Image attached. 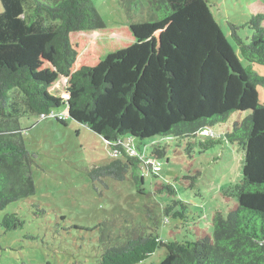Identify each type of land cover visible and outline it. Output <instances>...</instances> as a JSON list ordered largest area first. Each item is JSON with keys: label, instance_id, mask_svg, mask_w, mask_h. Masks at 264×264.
I'll use <instances>...</instances> for the list:
<instances>
[{"label": "trees", "instance_id": "16d2710c", "mask_svg": "<svg viewBox=\"0 0 264 264\" xmlns=\"http://www.w3.org/2000/svg\"><path fill=\"white\" fill-rule=\"evenodd\" d=\"M147 1L156 20L107 26L91 0H0V211L35 193L36 153L22 142V117L52 115L63 125L71 118L86 126L117 153L92 166L90 178L124 180L130 172L140 194L143 167L153 159L124 141L172 136L191 152L236 143L242 177L224 197L236 202L213 214L211 232L181 235L177 223L169 240L150 223L100 222L90 229L99 231L97 264H138L162 247L158 264H264V103L257 91L264 76L253 71L264 65V3L248 4L249 39L229 24L243 66L209 0ZM62 106L65 118L55 112ZM244 112L226 132L214 131ZM150 154L160 158L165 148L155 145ZM165 213L185 218L171 206ZM148 217L155 220L150 211ZM0 224L15 230L23 221L7 213Z\"/></svg>", "mask_w": 264, "mask_h": 264}, {"label": "rangeland", "instance_id": "374dc122", "mask_svg": "<svg viewBox=\"0 0 264 264\" xmlns=\"http://www.w3.org/2000/svg\"><path fill=\"white\" fill-rule=\"evenodd\" d=\"M91 1L107 26L157 19L147 0ZM254 2L209 0L215 21L243 66L245 62L238 56L229 24L238 26L243 40L249 39L252 31L246 25L248 4ZM253 67V71L264 76V65ZM257 91L264 103V85ZM55 112L67 115V107L55 108ZM245 115L247 112L233 113L213 129L224 133L233 121ZM18 122L23 144L36 153L32 165L35 193L0 211V223L7 213H16L23 221L15 230H5L0 224V264H97L99 231L90 229L100 222L115 226L140 223L144 227L150 223L162 238L170 240V231L177 223L180 224L175 227L181 235H189L195 229L211 232L213 214H225L236 202L234 197L230 202L224 199L227 189L242 177L243 151L236 143L224 141L208 150L199 152L195 148L189 153L187 141L172 136L135 139L132 144L124 141L127 149L144 151L153 163L160 165L158 172L153 171V164L143 167L145 193L140 194L130 172L124 180L90 178L88 171L92 166L109 163L116 157L108 143L86 126L71 118H65L63 125L52 115L22 117ZM158 144L165 148V154L154 158L150 153ZM165 185L173 189L172 194L162 188ZM174 201L185 204L186 209L180 203L174 205ZM168 206L184 212L185 218L165 213ZM149 211L155 220L148 219ZM165 253V248H159L138 264H158Z\"/></svg>", "mask_w": 264, "mask_h": 264}, {"label": "built area", "instance_id": "2783aa9c", "mask_svg": "<svg viewBox=\"0 0 264 264\" xmlns=\"http://www.w3.org/2000/svg\"><path fill=\"white\" fill-rule=\"evenodd\" d=\"M59 117L61 118H65L66 117V115L65 114H59ZM204 133H208L207 131H205ZM210 133V132H209ZM115 156L117 155V153L115 152V153H113ZM151 164H153V167H152V169H153V171L154 172H158L159 171V169H160V165H159V163H153V162H151Z\"/></svg>", "mask_w": 264, "mask_h": 264}]
</instances>
